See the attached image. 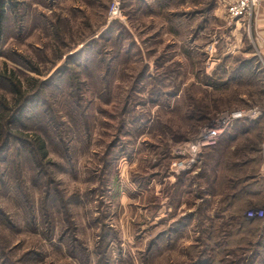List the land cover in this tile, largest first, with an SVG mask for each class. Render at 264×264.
<instances>
[{
	"label": "rangeland",
	"instance_id": "rangeland-1",
	"mask_svg": "<svg viewBox=\"0 0 264 264\" xmlns=\"http://www.w3.org/2000/svg\"><path fill=\"white\" fill-rule=\"evenodd\" d=\"M233 2L0 0V105L9 109L0 121L20 89L29 102L24 127L10 131L44 141L42 180L60 191L80 247L72 255L60 242L66 222L54 203L45 232V189L30 157L17 161L35 226L13 190L12 163L0 161V211L13 225L0 217V244L14 264H264V217H246L264 208V168L251 164L264 157V55L255 35L264 1L243 19L230 16ZM251 58L262 65L256 79L236 71ZM253 110L261 115L235 121L200 148L195 169L176 174L187 144L213 135L209 125ZM221 199L233 215L218 213Z\"/></svg>",
	"mask_w": 264,
	"mask_h": 264
},
{
	"label": "trees",
	"instance_id": "trees-1",
	"mask_svg": "<svg viewBox=\"0 0 264 264\" xmlns=\"http://www.w3.org/2000/svg\"><path fill=\"white\" fill-rule=\"evenodd\" d=\"M1 15L2 14H0V16ZM82 53H80V55H82ZM237 68H238L236 69L237 73L240 72V70L243 68L240 73L246 72L248 75H251L253 79H256L257 71L261 69V65H259V61H257V59L251 58L247 61L242 62L240 67H237ZM89 70L90 69L88 70L84 69L83 72L89 75L91 73V72H88ZM2 78L5 80L7 79L6 77H2ZM96 79L98 80L97 77ZM74 80H75L74 75L72 74L68 75V81H70V84L74 83ZM106 80L109 83V80L108 79ZM77 83L80 84L79 82ZM76 85L73 84V87L75 86V89L77 90ZM70 86L72 87V85ZM14 92L18 95V99L16 101L17 107L14 110H12V115L10 117H8L7 119H5L6 118L5 117L3 120L0 121V139L3 137V140L0 143V156H2L0 161H2L5 164L12 163V166L9 169L11 170L13 168L12 171L14 170V173L13 174L11 173V178H10V179H13V184H12L13 190H15L18 193V195L23 199V204H24V207L26 208L25 211H26V219L28 220L27 222L28 225L35 226L36 221H37L36 219H37L38 211L36 212V209L34 206V198L27 191L26 180H24L25 178L23 177L24 175L23 174L21 175V172L23 173V168L18 167L19 162L17 161V159H21L22 161L23 156L30 157L29 158L30 161H28V164H29L30 171L34 174V177H33L34 181L35 183H38L37 185L43 186L45 189V194L41 201V210H40L42 212V224L48 223L45 229V232L48 233V231L53 230V227L51 226L49 222V215H51L50 210H52L50 205L51 203H54L55 208L59 212L63 213L64 220L66 222V226L62 234V239L60 238V242L66 245V247L68 248V250L70 251L72 255H76L78 251L80 250V247L74 245V243L76 242V239L70 230L72 228V225H71L72 221L68 218V216H66V213L64 210V204L61 201L62 199H58L60 198L58 195L60 191L56 190V188L53 186L52 178L48 177L47 179L45 178L42 180V173L45 172V165H46L44 163V160L47 157L46 145L44 141L40 140L38 137H36V139L33 137H30V138L29 137H18L10 131L11 126L18 127L19 125V127H24L20 124L21 122L20 119L22 118L21 115H23L26 111V105L27 104L29 105V102L27 101L28 98L24 97L25 95L20 93V89H15ZM20 107H22V109ZM6 109H8L7 106L0 105V110L4 111ZM227 143L229 144L230 141ZM250 150H253V149H250ZM9 152L13 153L14 157L16 158L15 161H17V163L15 161H12V159L9 158L8 156ZM254 161L255 159L251 161V164ZM195 176L197 179L201 180V178L203 177V168L199 169V172L195 174ZM21 178L23 179L21 180ZM198 186L201 187V185H198ZM239 192L241 193L242 191H238V193ZM199 198L202 199L203 197L202 198L199 197ZM225 198H227V196ZM203 201L205 202V199H203ZM220 202H221L220 203L221 205L219 206L218 213L222 217L233 215L232 213H230V209H229V207L233 206V204L231 203V205L229 206L227 202L225 203V199L223 200L221 199ZM259 209L264 210V208H259ZM0 217L5 225L7 224V225H10L11 227L13 226L9 222L8 220L9 218L6 217L4 212L1 213L0 211ZM234 217H237V216L234 215ZM262 219L263 218H260V219L255 218V219H252L251 221H259ZM220 230L223 233L226 232L224 228L220 227ZM231 233L226 234V235L231 236ZM226 235H222L223 236L222 238L226 240L225 243H227ZM166 237L169 238V233L167 231H166ZM218 243L219 242H217L216 244ZM150 244H153V242ZM0 264H14L11 258L9 257L8 252H6L3 249V246L1 244H0Z\"/></svg>",
	"mask_w": 264,
	"mask_h": 264
},
{
	"label": "built area",
	"instance_id": "built-area-1",
	"mask_svg": "<svg viewBox=\"0 0 264 264\" xmlns=\"http://www.w3.org/2000/svg\"><path fill=\"white\" fill-rule=\"evenodd\" d=\"M233 4L229 8L230 16L233 19H243L247 16H250L257 6L260 4L261 0H233ZM119 4L114 3L112 5V13L115 15L118 11ZM261 113L257 110L253 111H236L231 114H228L225 118H223V125L221 124L220 127L210 126L213 131V135L209 136L207 134H202L201 137H196L195 139L191 140L188 143L187 147L189 148V158L184 160H178L174 163L173 168L174 171L177 173L181 171H189L192 168H196L199 164L198 156L199 150L203 146H214L216 145L219 140L224 136L226 130L233 125L235 121L239 120H249L252 121L253 119L259 117ZM209 133V132H208ZM201 140V141H200ZM210 141V142H209ZM208 145V146H207ZM196 166V167H195ZM247 219L250 220L255 218H263L264 211L259 209L250 210L246 213Z\"/></svg>",
	"mask_w": 264,
	"mask_h": 264
},
{
	"label": "crops",
	"instance_id": "crops-1",
	"mask_svg": "<svg viewBox=\"0 0 264 264\" xmlns=\"http://www.w3.org/2000/svg\"><path fill=\"white\" fill-rule=\"evenodd\" d=\"M258 10L259 11L256 13V16H257L256 19L258 20V23L255 24V27H256L255 35L260 34V35H258V39H260L262 41L263 45H259V47L261 49L262 54L264 55V2L263 3L261 2V7ZM246 57H248V56L246 55ZM263 70H264V60H263ZM260 71H262V65H261ZM261 139L262 140L264 139V132L261 133ZM226 149L228 151H232L234 149V146L224 145V150H226ZM250 149H253V146H250ZM263 162H264V157L261 158V160L252 162V164L260 163V167L264 168ZM258 166H259V164L257 165V167ZM200 188L204 189L202 186ZM218 194H220L219 196H221V193H218Z\"/></svg>",
	"mask_w": 264,
	"mask_h": 264
}]
</instances>
